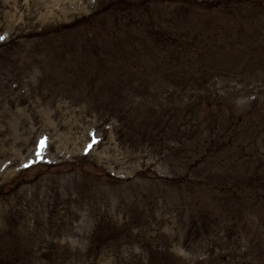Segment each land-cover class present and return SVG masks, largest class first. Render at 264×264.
Returning a JSON list of instances; mask_svg holds the SVG:
<instances>
[{"label":"rangeland","instance_id":"rangeland-1","mask_svg":"<svg viewBox=\"0 0 264 264\" xmlns=\"http://www.w3.org/2000/svg\"><path fill=\"white\" fill-rule=\"evenodd\" d=\"M0 264H264V0H0Z\"/></svg>","mask_w":264,"mask_h":264},{"label":"snow or ice","instance_id":"snow-or-ice-1","mask_svg":"<svg viewBox=\"0 0 264 264\" xmlns=\"http://www.w3.org/2000/svg\"><path fill=\"white\" fill-rule=\"evenodd\" d=\"M0 39H2V37H0Z\"/></svg>","mask_w":264,"mask_h":264}]
</instances>
